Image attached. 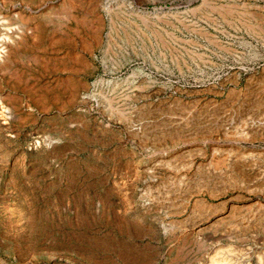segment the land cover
I'll return each instance as SVG.
<instances>
[{
	"label": "rangeland",
	"instance_id": "374dc122",
	"mask_svg": "<svg viewBox=\"0 0 264 264\" xmlns=\"http://www.w3.org/2000/svg\"><path fill=\"white\" fill-rule=\"evenodd\" d=\"M0 264H264V0H0Z\"/></svg>",
	"mask_w": 264,
	"mask_h": 264
}]
</instances>
